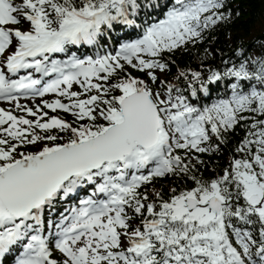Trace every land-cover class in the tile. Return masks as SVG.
Instances as JSON below:
<instances>
[{
  "label": "snow or ice",
  "instance_id": "snow-or-ice-1",
  "mask_svg": "<svg viewBox=\"0 0 264 264\" xmlns=\"http://www.w3.org/2000/svg\"><path fill=\"white\" fill-rule=\"evenodd\" d=\"M232 17L227 0H0V264H264V52L166 78Z\"/></svg>",
  "mask_w": 264,
  "mask_h": 264
},
{
  "label": "trees",
  "instance_id": "trees-1",
  "mask_svg": "<svg viewBox=\"0 0 264 264\" xmlns=\"http://www.w3.org/2000/svg\"><path fill=\"white\" fill-rule=\"evenodd\" d=\"M227 6L232 9V19L227 23H218L207 38L196 46L189 45L186 50L177 51L172 56L173 62L170 64L167 79L183 83V78L178 81L174 79L178 75V68H193L203 71L201 64L205 67H217L225 58L233 56L234 49L237 47L246 49L251 55H261L264 52V0H227ZM241 133L242 130L230 133V141L227 145L222 146V153L204 155V159L210 161L206 166V174L212 172L213 165L220 167L226 165L232 154L231 148L238 139L242 138ZM198 167L204 168L205 166ZM174 181L175 178L169 176L158 179L155 185L158 188L163 186V191L167 194Z\"/></svg>",
  "mask_w": 264,
  "mask_h": 264
}]
</instances>
